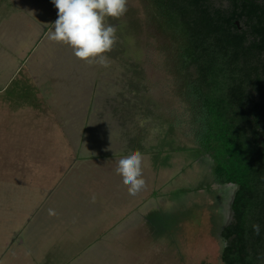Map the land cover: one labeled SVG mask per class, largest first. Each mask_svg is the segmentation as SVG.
Returning <instances> with one entry per match:
<instances>
[{
  "label": "rangeland",
  "instance_id": "rangeland-1",
  "mask_svg": "<svg viewBox=\"0 0 264 264\" xmlns=\"http://www.w3.org/2000/svg\"><path fill=\"white\" fill-rule=\"evenodd\" d=\"M57 11L0 0V264H222L212 218L224 222L225 192L207 186L211 161L191 140L165 137L178 105L159 56L113 45L106 65L80 60L49 38ZM129 150L142 154L135 194L116 171Z\"/></svg>",
  "mask_w": 264,
  "mask_h": 264
},
{
  "label": "trees",
  "instance_id": "trees-1",
  "mask_svg": "<svg viewBox=\"0 0 264 264\" xmlns=\"http://www.w3.org/2000/svg\"><path fill=\"white\" fill-rule=\"evenodd\" d=\"M138 3L137 9L127 5L123 16L110 19L116 21L114 56L134 51L138 57L144 47L159 56L160 69L170 78V92L178 105L169 112L165 137L178 131L191 140L193 151L211 161L205 177L207 186L215 185L225 192L216 201L222 203L224 222L222 213L212 218V229L218 233L222 247L221 262L257 264L259 249L264 248V238L252 230L264 210V153L256 143L264 124V69L260 72L243 67L247 38L235 33L233 26L236 21L264 24V4L257 0ZM129 38L137 41L134 50ZM121 61L140 77L133 81L131 91L140 97L143 86L139 63ZM141 102L159 109L153 99ZM173 142L170 139V145ZM162 143L166 146L164 140ZM229 212L234 222H225Z\"/></svg>",
  "mask_w": 264,
  "mask_h": 264
},
{
  "label": "clouds",
  "instance_id": "clouds-1",
  "mask_svg": "<svg viewBox=\"0 0 264 264\" xmlns=\"http://www.w3.org/2000/svg\"><path fill=\"white\" fill-rule=\"evenodd\" d=\"M57 11L49 38L69 45L80 60L98 59L106 65L109 52L116 43V28L106 23L109 18L118 19L127 12V0H51ZM116 171L130 194L139 191L145 181L142 175V154L129 150L117 159ZM252 230L259 234L261 225L254 223Z\"/></svg>",
  "mask_w": 264,
  "mask_h": 264
},
{
  "label": "flooded vegetation",
  "instance_id": "flooded-vegetation-1",
  "mask_svg": "<svg viewBox=\"0 0 264 264\" xmlns=\"http://www.w3.org/2000/svg\"><path fill=\"white\" fill-rule=\"evenodd\" d=\"M257 2L264 4V0H257ZM233 27H234L233 31L235 33L247 38L246 41L247 47L244 50L245 52L243 53V57H242L243 67L251 70L259 69L260 72H262V69H264V42H263L264 33L262 32V29H264V24L236 21L234 22ZM247 52H249V54H246ZM252 78L256 79V75H253ZM262 87L264 91V82H262ZM256 143L258 146V150H262V152L264 153V124H262V127L259 128L256 137ZM260 216L261 217L258 221V223L261 225L259 236L264 238V210L261 212ZM226 221H233V222L235 221L233 213L231 212L228 213V219H226L225 222ZM233 236L235 237L236 235L234 234ZM257 264H264V248L262 247L259 249Z\"/></svg>",
  "mask_w": 264,
  "mask_h": 264
}]
</instances>
